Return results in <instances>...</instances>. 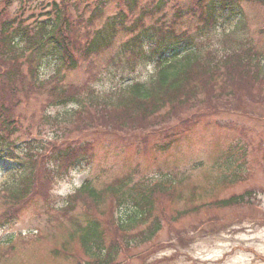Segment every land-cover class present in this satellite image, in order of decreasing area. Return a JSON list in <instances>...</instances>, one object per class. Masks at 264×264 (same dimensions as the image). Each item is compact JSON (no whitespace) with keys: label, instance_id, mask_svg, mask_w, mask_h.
I'll use <instances>...</instances> for the list:
<instances>
[{"label":"trees","instance_id":"16d2710c","mask_svg":"<svg viewBox=\"0 0 264 264\" xmlns=\"http://www.w3.org/2000/svg\"><path fill=\"white\" fill-rule=\"evenodd\" d=\"M248 1L190 0L182 9L177 0H0V163L12 178L0 188V207L11 204L0 212V227L18 207L37 197L49 213L53 204L49 184L94 159L97 132L141 138L145 150L151 141L168 149L200 122L223 114L264 118V48L243 28L241 3ZM253 1L264 7V0ZM113 2L120 12L94 29ZM171 2L174 22L161 21L157 15L166 14ZM15 3L19 4L13 11ZM137 10L138 16L131 19ZM184 17L196 18L199 24L177 30L175 22ZM229 23L235 28L217 31ZM107 55V64L100 67V59ZM46 57L56 66L48 77L41 73ZM147 64L153 65L152 73L141 80L134 73ZM109 65L113 70L108 75L116 83L107 90L98 89L96 81L104 77ZM81 68L85 74L93 69L98 74L83 83L68 81L67 73ZM127 78L130 82L125 84ZM34 98L46 103L41 124L46 131L51 125V140L56 143L20 138L17 123L23 115L19 106L29 105ZM52 109L57 112L50 113ZM70 126L73 130L68 132ZM38 131L42 133L41 128ZM70 133L76 135L67 137ZM159 186L135 183L132 178H118L103 189L85 182L76 194L65 198L64 206L53 205L52 211L59 212L58 221L71 227L61 252L69 255L78 242L89 260L82 262L78 256L77 264H119L123 252L131 256L122 264L146 259L143 252H131L155 240L163 223L170 225V218L175 219L165 213L167 204L162 214H156ZM173 190L177 192V186ZM80 197L86 202L83 222L71 212ZM254 197L248 190L214 205L243 206L254 203ZM114 202L119 212L126 206L119 218ZM206 208L196 204L184 212L191 215ZM169 233V244L183 237L175 234L173 225Z\"/></svg>","mask_w":264,"mask_h":264},{"label":"rangeland","instance_id":"374dc122","mask_svg":"<svg viewBox=\"0 0 264 264\" xmlns=\"http://www.w3.org/2000/svg\"><path fill=\"white\" fill-rule=\"evenodd\" d=\"M177 1L182 9L190 5V0ZM174 2L169 3L166 14L157 15L161 21L174 22L173 10L170 8ZM16 4L19 3H15L13 11L17 9ZM241 6L245 14V32L264 48V7L253 0L241 3ZM120 10L115 2L110 3L103 16L95 22L94 29L105 26ZM31 13H25V17ZM138 13L139 10L135 11V15L130 18L135 19ZM149 23L150 20H146V24ZM197 23L196 18L184 17L175 22V26L177 30H186ZM127 25H131V22L128 21ZM233 28L234 23H229L217 31L224 29L228 32ZM107 57L100 59V67H105ZM106 68L104 77L96 81L101 90H107L116 83V79L108 75L112 67L109 65ZM152 69L153 65H142L136 68L134 75L145 80L151 75ZM55 70L54 60L46 57L41 68L42 75L48 77ZM94 74H98L94 69L90 74H85L81 68L68 72L67 79L83 83ZM129 78L125 83L130 82ZM44 104L41 99L34 98L29 105L19 106V112L23 115L17 123L22 130L20 137L43 138L45 143L57 142L51 138L54 135L51 125L47 126L46 131L41 124V118L47 110ZM67 108L72 111L75 107L69 105ZM58 109L63 111L65 108ZM56 110L52 109L50 113L54 114ZM26 128H41L42 133H28ZM68 130L70 132L73 128L70 126ZM75 135L70 133L67 137L73 138ZM94 138L96 146L93 161L49 184L47 191L51 196L50 202L52 198L54 206H62L64 198L74 194L87 180L95 189L110 187L118 178H132L135 183L161 184L155 196L156 214H162L167 204L165 213L174 215L175 219L169 217L170 225L164 222L155 240L131 252H143L146 259L135 258L128 264H264V118L223 114L211 121L200 122L181 142L168 149H160L159 143L151 141L147 145L149 152L144 149L145 143L141 138L123 139L109 132H97ZM3 165L0 163V188L12 181L11 175L5 174ZM175 186L177 192L173 190ZM194 190H197V194H194ZM248 190H252L255 195L252 204L227 208L214 205L215 201ZM192 196L198 198L193 199ZM53 204L48 213L42 198L37 197L20 212L17 219L0 229V264H77L78 256L89 260L78 242H74L69 255L65 256L61 252L62 244L69 240L68 231L71 227L66 221H58L56 215L59 212L52 211ZM85 204V200L80 197L77 207L71 210L82 222ZM196 204H204L208 208L200 213L185 214V210ZM7 205H2L0 212L10 208L11 204ZM125 209L126 206L123 207L122 215ZM201 222L204 223L201 230L195 233L194 229ZM171 225L176 230L175 234L179 232L183 237L181 241L169 244ZM129 256L130 253L123 252L119 264Z\"/></svg>","mask_w":264,"mask_h":264}]
</instances>
